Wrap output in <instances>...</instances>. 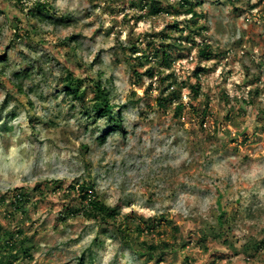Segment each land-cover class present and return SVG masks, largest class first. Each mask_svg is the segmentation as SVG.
<instances>
[{"label":"rangeland","instance_id":"obj_1","mask_svg":"<svg viewBox=\"0 0 264 264\" xmlns=\"http://www.w3.org/2000/svg\"><path fill=\"white\" fill-rule=\"evenodd\" d=\"M147 1L42 0L40 22L33 0H0V232L23 230L0 264H264L245 245L264 242V0H195L194 19ZM173 22L189 40L166 69L153 51ZM92 80L120 128L91 111ZM81 184L117 222L67 215ZM17 189L25 212L8 218Z\"/></svg>","mask_w":264,"mask_h":264},{"label":"trees","instance_id":"obj_2","mask_svg":"<svg viewBox=\"0 0 264 264\" xmlns=\"http://www.w3.org/2000/svg\"><path fill=\"white\" fill-rule=\"evenodd\" d=\"M23 1V0H20ZM174 2L170 5H167L165 8H159L158 2L152 0L147 1L145 3L144 7H149V13L150 14H161V13H170L174 12L177 13H185L190 18L194 19L200 16L198 14L194 7V1L195 0H173ZM44 3L42 0H33V3L30 5V7L27 8L26 16H32L33 18L37 19V21L43 22L46 20L45 16H42L41 11L44 9ZM175 32H183V30L179 29L178 23L173 22L172 24H168L166 26V29L163 32V39L161 42L156 46L155 50L153 51V55L155 57H158L159 62L161 65L166 68L170 69L173 64V59L171 57V52L176 49L180 50L181 47L179 42L180 38L189 40L188 36H179V38H173L171 37L172 33ZM199 33V32H198ZM168 40H174L172 43L168 42ZM194 42V41H192ZM132 53H137L136 48H131ZM196 53L197 57L199 59H209V57L212 55V51L210 50V46L206 43H201L196 46ZM199 71V72H198ZM198 71L194 73V75L197 77L201 71V69L198 68ZM147 75L152 76L151 71H146ZM18 76V74H16ZM64 83V92L67 96H70L76 100H80L82 98L83 92L81 93V79L73 78L71 73H67V78L63 80ZM92 86H93V93H94V102L91 106V111L95 113L100 118H107V121L115 128L121 127V118H120V112L116 110V106H113L109 102L108 98V91L105 87H103L100 83V80L94 81L92 80ZM170 87V86H169ZM190 90L193 93L194 97L198 96L199 89L198 85L190 86ZM177 93L173 92L172 96L174 98ZM172 99V98H171ZM170 100V99H169ZM161 104V103H160ZM182 104H178L177 111H181ZM204 112V110L202 111ZM76 189L75 193L77 194L79 207L78 208H66L67 215L73 216L82 214L86 216L87 218L93 219L97 221L98 224L106 225V226H112L110 224V221L117 222V209L116 208H109L105 204H103L99 199L96 198L94 195L93 188L86 184L78 185L77 187L73 188ZM27 198L24 194V192L21 191V189L15 190L12 199L10 203L8 204L9 207V213L7 217L9 218L11 214H19L20 216L23 215L25 212V206L27 203ZM4 202V200L2 201ZM142 221V220H141ZM140 220L136 222L133 221L132 225L135 229L136 233H142L143 229L140 224ZM121 224H118L119 227H123L125 229V226H122ZM146 223L145 230L147 231L149 229ZM123 228H117V231H124ZM23 235V230L19 227H17L16 232H10L7 229H1L0 232V241L6 245L5 249L12 248L13 246L17 245L20 241H22L21 236ZM248 243V242H247ZM260 244H264L263 241L260 243L250 245L245 244L248 249H254L255 247L259 246ZM126 246V244H124ZM165 247L167 244H160L159 246H148L147 249L149 250H157L158 248H161L162 246ZM11 250V249H10ZM27 252V249L25 250V253ZM138 255L142 254L141 252L137 251Z\"/></svg>","mask_w":264,"mask_h":264}]
</instances>
